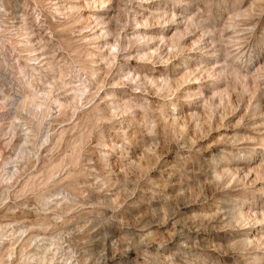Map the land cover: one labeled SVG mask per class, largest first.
<instances>
[{
  "label": "rangeland",
  "instance_id": "374dc122",
  "mask_svg": "<svg viewBox=\"0 0 264 264\" xmlns=\"http://www.w3.org/2000/svg\"><path fill=\"white\" fill-rule=\"evenodd\" d=\"M0 264H264V0H0Z\"/></svg>",
  "mask_w": 264,
  "mask_h": 264
},
{
  "label": "clouds",
  "instance_id": "9594fccd",
  "mask_svg": "<svg viewBox=\"0 0 264 264\" xmlns=\"http://www.w3.org/2000/svg\"><path fill=\"white\" fill-rule=\"evenodd\" d=\"M151 134V133H149ZM209 144H212L214 143V138L213 139H210L208 141ZM206 155H210V153L206 154ZM223 174L222 173H216V172H213L212 176H211V180L209 181L210 183H213V184H219L222 180H223ZM225 187H228V185H225ZM12 257L10 256L9 259H11Z\"/></svg>",
  "mask_w": 264,
  "mask_h": 264
},
{
  "label": "bare ground",
  "instance_id": "6f19581e",
  "mask_svg": "<svg viewBox=\"0 0 264 264\" xmlns=\"http://www.w3.org/2000/svg\"><path fill=\"white\" fill-rule=\"evenodd\" d=\"M95 1V0H94Z\"/></svg>",
  "mask_w": 264,
  "mask_h": 264
}]
</instances>
